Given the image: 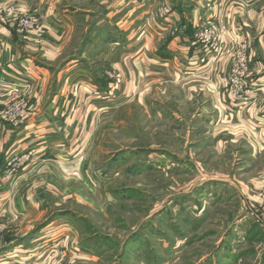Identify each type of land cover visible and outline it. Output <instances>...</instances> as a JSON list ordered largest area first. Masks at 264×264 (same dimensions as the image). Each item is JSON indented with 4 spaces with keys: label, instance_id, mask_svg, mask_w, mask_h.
Returning <instances> with one entry per match:
<instances>
[{
    "label": "rangeland",
    "instance_id": "rangeland-1",
    "mask_svg": "<svg viewBox=\"0 0 264 264\" xmlns=\"http://www.w3.org/2000/svg\"><path fill=\"white\" fill-rule=\"evenodd\" d=\"M220 1L221 20L203 18L193 29L190 42L197 54L189 64L192 69L168 77L142 71L149 63L146 58L137 64V49L147 41L145 52L151 60L153 56L157 61L166 59L168 55L158 57L155 49L173 38L172 32L176 34L168 28L172 9L185 20L202 18L204 8L219 13V0H0L3 19L7 7L13 6L42 27L25 29L0 19V24L13 30V40L21 36L17 45L21 51L54 72L81 58L78 65L90 72L82 83L95 85L96 96L106 101L98 103L106 108L96 115L83 153L74 161L63 156L74 162L73 167L61 168L59 158L44 154L36 158L40 165L28 179L18 181L32 157L27 152L10 155L0 168V179L9 183L5 201L22 194L35 198L29 213L16 219L1 217L10 202L1 205L0 249L34 237L31 249L42 253L25 261L2 253L0 264H264V233L244 220L249 210L260 213L264 207L245 199L250 185L264 172V154L250 157L243 130L225 118L230 113L227 102L243 101L247 95L237 100L229 86L217 85L222 68L238 63L235 51L245 55L249 65L251 47L258 52L247 12L256 8L264 19V0ZM163 4L169 8L166 16L157 12ZM133 8L146 11L147 19L136 21ZM37 12L59 20V15H65L74 26L46 47L45 21ZM208 23L225 32L218 58L212 51L204 53L196 35ZM144 28L150 33L147 38L140 35ZM159 33L163 35L158 40ZM175 37L181 41L180 34ZM115 39L119 46H114ZM127 85L131 88L125 96ZM221 87L226 101L220 98L224 104L218 108L217 88ZM5 88L0 97L3 156L13 128L47 107L53 96V87L44 91L21 81ZM22 158L23 166L11 163ZM217 181L229 187H219L217 192ZM50 224L62 227V235L37 240L42 237L40 230ZM246 228L256 231H246L243 241ZM230 243L235 255L229 253Z\"/></svg>",
    "mask_w": 264,
    "mask_h": 264
},
{
    "label": "crops",
    "instance_id": "crops-1",
    "mask_svg": "<svg viewBox=\"0 0 264 264\" xmlns=\"http://www.w3.org/2000/svg\"><path fill=\"white\" fill-rule=\"evenodd\" d=\"M259 1L261 0H245V2H250L249 4H254L255 2L260 3ZM218 3L219 13H216L214 10L210 13L209 8H204L202 18L195 15L190 19L185 20V18L182 19L181 15L177 14V12L172 9V19L169 20L170 24L168 25V28H173L176 34L172 32L174 37L168 38L165 45L158 48L159 50L155 49L157 56L159 55L163 57L164 55H168V57L163 60H160L159 58V61H157L156 57L153 56L154 59L151 60L150 56H148L145 52L149 51L146 47V41L143 46L137 49L134 55L139 58V63L137 62L138 65H140V62H144L146 58L148 59L147 62L149 65H145V67L143 66L142 71L145 70V72L149 75L153 74L152 72L155 74L163 72V74L168 77H175L176 73L180 72L178 70L192 69L189 64L191 65V62L195 61V55L197 54V51L195 52V47L192 48L193 45L190 42L193 37V29L197 26V21L203 18L204 20L215 18H217V21L221 20L222 14L220 12L223 10L222 3L220 0ZM259 5L260 4L257 6ZM133 9L134 10L131 11H136L134 14L136 21L147 19L146 11L140 8ZM258 12L259 10L256 8L255 10L254 8L253 10L249 9L247 12L248 19L252 23V34L254 37L258 38L259 42L258 52L256 50V52L252 51L250 44V58H252L250 67L252 74L248 81V92L246 94L247 98L243 101L239 100L237 103L228 101L227 103L233 108L227 106L230 113H228L225 117L229 123H235L236 129L240 127L243 130V132H241V136L242 139L249 143V150L247 153L252 158L255 157V155H260V153L264 154V19L260 18ZM37 14L45 21L44 25L46 27V34L44 36V46L46 47H50L48 46V41L51 43L53 38L55 40H59L62 33L71 30L74 26V21L65 17V15H59V20L58 16L55 18V15L52 16L46 12H37ZM106 18L108 19V16H106ZM150 23L152 22L150 21ZM148 24L149 22L147 25ZM229 27H232V29L235 28L233 25H229ZM151 29L152 27H150V30ZM12 32L13 30L6 26V24H0V97H2L6 92L5 87L7 85L9 87L13 83H18V81L26 82L31 85V87H42L45 89L44 91H46V89L51 90L53 87V96L47 107L39 110L37 109L38 111L36 110L34 115L26 120L25 123L21 124L19 127L13 128L7 142L5 141V144H8V146H6V150L4 149L6 151L5 155L3 156V154L0 153V168H3L5 161L10 155L27 152L31 153L32 157L30 162L21 170L17 179L18 181L23 182L28 179L27 176L34 171L36 166L40 165L35 163L36 158H41L44 154L53 155V157L59 158L58 165L61 168L63 166L68 169L73 167V161L77 158V156L83 153V148L89 143V138L94 130V120L96 115L98 112L105 111L106 107L103 104L101 105L98 103L99 101L102 103L106 101H104L103 97L100 98L98 95L96 96L98 91L95 85L82 83L85 82L83 76L86 72H88V70L86 67L82 68L78 65V63L81 62V58L76 61L72 60L70 63L69 61L66 62L65 65H62L59 70L54 72L50 68L37 64L33 58L29 56V52L21 51V48H19V46L17 47L19 43L18 40L21 39V36L14 38L17 42L15 45L13 36L11 35ZM106 32H108L107 36H109V29H106ZM140 33V35H144V38H147V35L150 34L148 30L147 32L145 31V28ZM177 33L181 35V41L178 37H175ZM156 35V39L159 40L163 34L159 33ZM114 42H116L114 43V46H119L121 44L119 43V40ZM56 54H58V52ZM76 63L77 65L74 68ZM157 65H161L162 68H159ZM223 69L224 71H222ZM228 69V66L222 68L221 73L227 72ZM52 71L54 72L53 76ZM142 71L140 70L138 77L142 76ZM73 72H75V77L72 75ZM184 74L189 73L186 72ZM217 79H220V75H217ZM1 83L6 86L1 85ZM78 83H81L82 85H78ZM219 86L221 85L219 84ZM129 88H131L130 85H127L124 88L125 96H128L130 91ZM223 92H225L223 87L219 89L217 88L218 108H221L224 104L219 103L220 98H222L223 101H226V99L222 97ZM234 138H238V136H235ZM3 148H5V145ZM63 156L70 157V160H74H64ZM257 178H259V180L255 179V182L250 185L245 199L248 201L253 200V205H262L264 203V172ZM219 182L221 181H217V192L219 187H229V185L219 184ZM8 191L9 183L0 179V207L2 204H9L10 202V207H8L5 212L3 211L1 217L4 216L6 219H16L18 216H26L31 210V207L33 208L35 198L33 196L22 194L20 198L16 197V200H14L15 198L13 197L11 199L12 201L8 199L5 201L4 198ZM221 194L222 192L218 194V197H220ZM15 214L17 216H15ZM244 220L249 219L245 218ZM242 221L243 220L240 219L239 223ZM250 221L253 223L254 227H260L264 233V228H262L255 221ZM61 228L62 227L57 228V226H54L53 224L47 225V227L40 230V235H42V237L37 240L53 235H56V238L57 236L60 237L62 235L60 234ZM242 230L243 229H240L239 231ZM246 231L247 234H249V232L251 234L256 230L246 228L242 234L243 241ZM31 240L23 239L4 246L1 248L2 250L0 249V254L3 253L8 256L17 255L18 258H22L23 260H26V258H34L35 256L38 258L42 253L39 252L38 254L32 251L33 249L31 248L33 246H30ZM259 240L260 239H258V241ZM229 245H227L229 246L228 250L230 251L229 253H231L230 255H232L235 252V248L232 250L231 243ZM85 250L92 252L89 248H85Z\"/></svg>",
    "mask_w": 264,
    "mask_h": 264
},
{
    "label": "built area",
    "instance_id": "built-area-1",
    "mask_svg": "<svg viewBox=\"0 0 264 264\" xmlns=\"http://www.w3.org/2000/svg\"><path fill=\"white\" fill-rule=\"evenodd\" d=\"M5 12V9H3ZM1 11V10H0ZM7 13L5 12V18L3 19L2 16H0V19H3L8 24H17L20 28H34L35 26L37 28H40L38 24L36 25V19L32 16L23 14V12H18L13 6L7 7L6 9ZM157 12L160 15H167L169 12V8L166 5H161L157 8ZM42 29V27L40 28ZM44 32V31H43ZM225 34L223 28L219 29V27L212 25L211 23H208L207 26L202 27L201 29H198L197 32V38L199 43L201 44L202 48L204 49V53L214 52L217 54V58L219 56V52L221 50V44L223 35ZM237 54V60L238 63L232 67H229V70L223 74H220V79L218 81V85L221 84L222 86H229V88L232 90L233 98H240L243 94H247V78L250 77V70L251 67L249 65V60H246L245 55L242 53ZM250 68V69H249ZM237 96V97H236ZM14 166H23L24 164V158L22 159H14L11 161ZM17 167V168H18ZM247 218L249 220L255 221L258 223L262 228H264V207L262 208V211L260 213L257 212V210H249L247 214Z\"/></svg>",
    "mask_w": 264,
    "mask_h": 264
}]
</instances>
